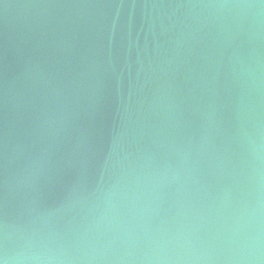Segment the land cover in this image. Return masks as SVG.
Listing matches in <instances>:
<instances>
[{"label":"water","instance_id":"obj_1","mask_svg":"<svg viewBox=\"0 0 264 264\" xmlns=\"http://www.w3.org/2000/svg\"><path fill=\"white\" fill-rule=\"evenodd\" d=\"M2 264H264V0H0Z\"/></svg>","mask_w":264,"mask_h":264},{"label":"snow or ice","instance_id":"obj_2","mask_svg":"<svg viewBox=\"0 0 264 264\" xmlns=\"http://www.w3.org/2000/svg\"><path fill=\"white\" fill-rule=\"evenodd\" d=\"M0 264H2V262H0Z\"/></svg>","mask_w":264,"mask_h":264}]
</instances>
